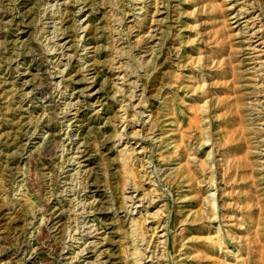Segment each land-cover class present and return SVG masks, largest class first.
<instances>
[{
  "label": "rangeland",
  "instance_id": "obj_1",
  "mask_svg": "<svg viewBox=\"0 0 264 264\" xmlns=\"http://www.w3.org/2000/svg\"><path fill=\"white\" fill-rule=\"evenodd\" d=\"M0 264H264V0H0Z\"/></svg>",
  "mask_w": 264,
  "mask_h": 264
},
{
  "label": "bare ground",
  "instance_id": "obj_2",
  "mask_svg": "<svg viewBox=\"0 0 264 264\" xmlns=\"http://www.w3.org/2000/svg\"><path fill=\"white\" fill-rule=\"evenodd\" d=\"M24 2V1H23ZM6 77V76H5ZM77 160V159H76ZM127 190V189H126ZM128 197V196H127ZM115 214H116V212H115ZM165 231V230H164ZM141 261V260H140ZM137 262V261H136ZM141 263V262H140Z\"/></svg>",
  "mask_w": 264,
  "mask_h": 264
}]
</instances>
